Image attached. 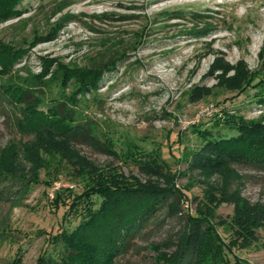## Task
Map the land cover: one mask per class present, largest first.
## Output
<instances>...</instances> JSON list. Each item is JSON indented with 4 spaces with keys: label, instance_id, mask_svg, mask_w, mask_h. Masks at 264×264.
Segmentation results:
<instances>
[{
    "label": "rangeland",
    "instance_id": "1",
    "mask_svg": "<svg viewBox=\"0 0 264 264\" xmlns=\"http://www.w3.org/2000/svg\"><path fill=\"white\" fill-rule=\"evenodd\" d=\"M14 9L0 19V53L22 51L0 65V88L36 81L43 111L74 93L73 121L91 141L23 133L18 107L0 100V264L61 254L51 237L81 220L68 208L86 172L169 191L114 264H166L194 216L227 243L220 264H264V170L192 165L208 139L236 134L230 116L264 119V0H21ZM58 64L100 77L86 90L48 82Z\"/></svg>",
    "mask_w": 264,
    "mask_h": 264
},
{
    "label": "trees",
    "instance_id": "2",
    "mask_svg": "<svg viewBox=\"0 0 264 264\" xmlns=\"http://www.w3.org/2000/svg\"><path fill=\"white\" fill-rule=\"evenodd\" d=\"M20 2L21 0H0V19L16 14L14 7ZM11 50L0 53L2 68H10L7 64L17 60L20 56L18 52L22 51ZM44 70L47 71V68ZM100 70L95 73L97 71L58 64L47 81H56L65 87L73 79L78 83L81 81L78 90H86L87 86L95 85L100 77ZM34 77L39 79L41 74ZM36 85L37 82L33 81L30 87L14 84L7 87L2 85L0 88V100L9 101L22 114L20 119H16L19 130L23 133L45 135L52 132L63 135L70 142H90L91 136L87 129L73 121V112L69 105L76 103L74 93L71 97L56 100L43 111L38 109L41 99L35 96L36 89L33 88ZM257 85L260 87L257 102L264 105V80H260ZM226 123L234 126L236 134L208 139L192 165L195 163L203 170L221 171L229 169L232 163H238L264 170L263 117L246 120L230 116ZM49 152L56 154L60 151ZM82 177L86 180L84 190L73 196L68 208L74 213L81 209V220L71 230L62 229L51 237L52 243L61 245V254L42 255L38 264H114V259L127 252L133 239L169 197L167 189L151 188L123 178L106 177L99 173L93 178L88 172L83 173ZM93 197L99 199L97 206ZM58 198L59 191H55L57 202ZM194 217V226L186 239L172 255L164 257L166 264H199L207 254L211 264L225 262V250L229 249L227 243L207 222L208 233H202L200 222L205 219ZM207 246L209 249L213 247L209 251ZM18 261L14 258L10 264H18Z\"/></svg>",
    "mask_w": 264,
    "mask_h": 264
}]
</instances>
